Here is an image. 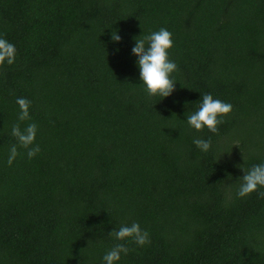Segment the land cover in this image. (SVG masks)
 Returning <instances> with one entry per match:
<instances>
[{
	"label": "trees",
	"instance_id": "16d2710c",
	"mask_svg": "<svg viewBox=\"0 0 264 264\" xmlns=\"http://www.w3.org/2000/svg\"><path fill=\"white\" fill-rule=\"evenodd\" d=\"M162 27L177 83L149 97L131 49ZM0 36L17 49L0 68V264H104L117 243L116 264H264V198L237 196L264 163V0H0ZM205 93L233 105L216 134L186 122ZM33 122L29 159L11 129ZM133 221L149 244L109 236Z\"/></svg>",
	"mask_w": 264,
	"mask_h": 264
},
{
	"label": "clouds",
	"instance_id": "9594fccd",
	"mask_svg": "<svg viewBox=\"0 0 264 264\" xmlns=\"http://www.w3.org/2000/svg\"><path fill=\"white\" fill-rule=\"evenodd\" d=\"M111 40L119 42L121 37L117 32H112ZM174 46L172 33L166 28H160L151 32L142 38H135V45L131 49L134 56L137 57V66L139 68V78L144 85L145 91L149 97L160 96L168 97L175 90L177 81L172 76L178 71L177 64L169 59V50ZM17 49L15 45L9 42L3 36H0V68L5 65L11 66L16 62ZM198 110L189 113L186 118L187 124L196 131H203L206 127L209 132L216 134L218 126L225 121L223 117L229 115L233 110V105L214 98L211 94L205 93L200 98ZM17 105L20 112L18 121L24 122L31 120L29 108L31 101L26 98H17ZM38 126L36 123H28L26 127L21 128L20 123L14 124L11 129V135L16 138L19 146L27 149L29 159L35 157L40 152V146L35 143ZM193 144L202 152H208L211 149V137L208 139L195 138ZM19 155L17 145H12L9 150L7 163L12 165L13 161ZM244 175L239 178L240 185L237 196L246 197L256 192L259 198H264V163L253 165L250 169L244 170ZM117 241L131 240L137 246L143 247L149 244V233L143 230L138 222L131 224H122L118 229L109 233ZM129 249L124 243H117L104 256V264H116L121 258V254L127 255Z\"/></svg>",
	"mask_w": 264,
	"mask_h": 264
}]
</instances>
